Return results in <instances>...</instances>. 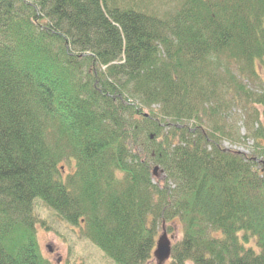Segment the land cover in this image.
Listing matches in <instances>:
<instances>
[{
    "label": "trees",
    "instance_id": "obj_1",
    "mask_svg": "<svg viewBox=\"0 0 264 264\" xmlns=\"http://www.w3.org/2000/svg\"><path fill=\"white\" fill-rule=\"evenodd\" d=\"M239 103L243 136L222 112ZM258 107L264 0H182L162 17L0 0V264H51L36 199L115 264H151L160 221L182 227L168 264H264ZM244 138L249 155L222 144Z\"/></svg>",
    "mask_w": 264,
    "mask_h": 264
},
{
    "label": "rangeland",
    "instance_id": "obj_2",
    "mask_svg": "<svg viewBox=\"0 0 264 264\" xmlns=\"http://www.w3.org/2000/svg\"><path fill=\"white\" fill-rule=\"evenodd\" d=\"M182 0H116L118 3L126 5H136L138 9L148 14H154L162 17L163 15L176 9V6ZM231 73L236 74V66L229 65ZM237 75V74H236ZM243 82L252 89L260 90L262 84L258 81L249 83L245 77ZM239 105L226 104L222 112L229 124L236 130H239L240 136L245 135L246 130L243 125V116L245 113L253 111L252 107H248L244 113L243 108ZM263 118V111L257 108ZM262 111V113H261ZM237 143H231L228 140L223 141V146L227 150L249 155V147L252 145L250 139H240ZM264 157L259 160V167L262 166ZM63 175L73 171V163L63 162ZM153 180L159 185H163L164 173L156 168L153 171ZM34 210L37 218L40 220L36 229V236L42 255L49 260L51 264H115L109 259L99 248H97L84 234L83 227H75L67 224L55 213L54 210L48 208L41 200L36 199L34 202ZM42 223V224H41ZM165 232L167 239L170 241L171 247L182 238V227L178 221L165 222L160 221L157 227V238ZM248 246L256 249L255 240L250 238ZM155 248V247H154ZM154 251V250H153ZM168 259L164 264H168ZM151 264H156L154 257L150 260ZM185 264H192L187 261Z\"/></svg>",
    "mask_w": 264,
    "mask_h": 264
},
{
    "label": "water",
    "instance_id": "obj_3",
    "mask_svg": "<svg viewBox=\"0 0 264 264\" xmlns=\"http://www.w3.org/2000/svg\"><path fill=\"white\" fill-rule=\"evenodd\" d=\"M261 170L264 172V161L261 162ZM156 168H154V171ZM171 244L167 239L165 232H163L156 240V246L153 251V257L156 260V264H164L170 257Z\"/></svg>",
    "mask_w": 264,
    "mask_h": 264
}]
</instances>
